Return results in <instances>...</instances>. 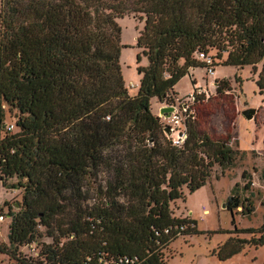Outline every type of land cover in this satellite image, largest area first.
Segmentation results:
<instances>
[{
    "label": "trees",
    "instance_id": "16d2710c",
    "mask_svg": "<svg viewBox=\"0 0 264 264\" xmlns=\"http://www.w3.org/2000/svg\"><path fill=\"white\" fill-rule=\"evenodd\" d=\"M125 16L143 24L132 96L116 22ZM197 53L212 68L261 64L262 93L264 0H0V184L22 192L0 255L15 264H166L170 243L196 232L171 206L235 161L229 137L214 139L188 117L177 146L151 111V99L170 105L191 69L208 68ZM4 107L16 112L15 132L3 127ZM225 208L254 211L237 195ZM39 228L49 244L39 243ZM231 233L252 237H230L214 252L219 261L264 246V217L258 229ZM34 243L37 257L21 256Z\"/></svg>",
    "mask_w": 264,
    "mask_h": 264
},
{
    "label": "rangeland",
    "instance_id": "374dc122",
    "mask_svg": "<svg viewBox=\"0 0 264 264\" xmlns=\"http://www.w3.org/2000/svg\"><path fill=\"white\" fill-rule=\"evenodd\" d=\"M116 22L121 30L120 43L123 46L120 54L121 71L125 86L127 89L129 87L128 92L132 96L137 91L134 85L139 80L135 40L143 24L132 16L119 18ZM213 55L214 52L209 54ZM141 65H147L146 59L142 60ZM261 68L262 65L258 64L256 72H253L250 66L240 69L217 65L213 68L215 76L210 77L205 68L198 67L189 71L174 87L175 94L181 98L199 90L196 93L200 95V100L196 104H188L186 114L181 112L183 126L178 125L174 131L166 134L175 137L177 131L185 129L184 121L190 117L214 139L229 137V145L235 151V161L222 174L220 168L215 166L205 186L191 194L183 190L184 200L176 201L171 206L175 217L196 222V232L180 236L170 243L165 251L166 264H264V246L255 248L247 245L240 253L224 261H219L214 254L216 248L230 237L246 240L252 237L247 233L232 234L234 228L258 229L263 223L264 181L260 179V174L264 169V91L260 93L256 85ZM222 80L229 82L230 91L219 94L215 82ZM192 81H196L201 88H193ZM150 104L152 113L161 119L163 125L169 126V118L160 114V109L166 105L157 99H151ZM248 109L256 110L251 120L241 115ZM15 114L14 110L4 107L5 129L6 126H14ZM15 131L14 127L12 132ZM243 172L246 173L245 179L241 178ZM247 181L250 182V188L245 190ZM231 195H237L241 201L248 199L253 213L244 216L239 212L240 209L234 213L226 210L225 205ZM21 196L20 190H7L0 184V216L3 217V221H0V243L4 245L8 242V212L19 209ZM39 231L43 234L39 243L49 244L51 240L45 237L44 230L39 228ZM40 247L24 245L18 252L26 258H36ZM0 264L15 262L2 254Z\"/></svg>",
    "mask_w": 264,
    "mask_h": 264
},
{
    "label": "built area",
    "instance_id": "2783aa9c",
    "mask_svg": "<svg viewBox=\"0 0 264 264\" xmlns=\"http://www.w3.org/2000/svg\"><path fill=\"white\" fill-rule=\"evenodd\" d=\"M196 58L200 61H203L207 64L208 68L206 69L208 76L212 77L214 74V70L212 68V61L210 58H208L207 56H205L202 53H197ZM135 87V86H134ZM129 89V87H128ZM199 90H196L195 92H191L189 95L181 98V97H174L172 98L173 103H171L170 105H166L165 107H172L174 109V112L171 114V117L169 118V129L170 132L174 131L176 126H183L181 123V112H184V114H186L187 110H188V104H194L196 101V96L199 95L198 93ZM14 128L13 125L10 126H6V129L8 131H12ZM185 128V127H184ZM186 139V132L185 129L182 131H177V134L175 137H172V143L174 145L180 146L184 140ZM0 221H3V217L0 216ZM36 245L31 244L30 246ZM134 260L128 259V258H123L120 259L118 261V264H133Z\"/></svg>",
    "mask_w": 264,
    "mask_h": 264
},
{
    "label": "water",
    "instance_id": "95a60500",
    "mask_svg": "<svg viewBox=\"0 0 264 264\" xmlns=\"http://www.w3.org/2000/svg\"><path fill=\"white\" fill-rule=\"evenodd\" d=\"M174 112V109L172 107H162L160 109V114L163 115L166 118H170L171 114ZM256 110L255 109H248L241 113L243 117H245L247 120H251L255 116ZM5 128V126H3ZM170 129L167 127L165 129V133H169ZM18 206V205H17Z\"/></svg>",
    "mask_w": 264,
    "mask_h": 264
},
{
    "label": "crops",
    "instance_id": "0c3cea01",
    "mask_svg": "<svg viewBox=\"0 0 264 264\" xmlns=\"http://www.w3.org/2000/svg\"><path fill=\"white\" fill-rule=\"evenodd\" d=\"M190 71H193V70L191 69ZM213 76H215V71H214ZM213 76H212V77H213ZM139 79H140V76H139ZM195 82H196V81H195ZM134 86H135V88H137V90H138L139 80H138V83L135 84ZM193 88L199 89V88H201V86L195 83V85L193 86ZM176 96H177V95H176ZM177 97H178V96H177ZM258 109H259V108H258ZM255 114H256V113H255ZM259 120H260V119H258V122H259V123H262V122L264 121V118H263L262 122H260Z\"/></svg>",
    "mask_w": 264,
    "mask_h": 264
},
{
    "label": "bare ground",
    "instance_id": "6f19581e",
    "mask_svg": "<svg viewBox=\"0 0 264 264\" xmlns=\"http://www.w3.org/2000/svg\"><path fill=\"white\" fill-rule=\"evenodd\" d=\"M206 213H207V211L204 212V214H206Z\"/></svg>",
    "mask_w": 264,
    "mask_h": 264
}]
</instances>
